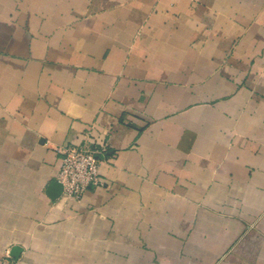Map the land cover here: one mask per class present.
Segmentation results:
<instances>
[{
  "label": "crops",
  "instance_id": "0c3cea01",
  "mask_svg": "<svg viewBox=\"0 0 264 264\" xmlns=\"http://www.w3.org/2000/svg\"><path fill=\"white\" fill-rule=\"evenodd\" d=\"M0 264H264V0H0Z\"/></svg>",
  "mask_w": 264,
  "mask_h": 264
},
{
  "label": "built area",
  "instance_id": "2783aa9c",
  "mask_svg": "<svg viewBox=\"0 0 264 264\" xmlns=\"http://www.w3.org/2000/svg\"><path fill=\"white\" fill-rule=\"evenodd\" d=\"M85 142L59 149L61 164L57 181L64 194L80 198L92 186H103L99 172L100 163L108 156V143L99 141L92 128L85 133Z\"/></svg>",
  "mask_w": 264,
  "mask_h": 264
},
{
  "label": "water",
  "instance_id": "95a60500",
  "mask_svg": "<svg viewBox=\"0 0 264 264\" xmlns=\"http://www.w3.org/2000/svg\"><path fill=\"white\" fill-rule=\"evenodd\" d=\"M51 187L55 192L53 196H56L57 194H59V192L62 191V189H63V186L60 183H54V184H52Z\"/></svg>",
  "mask_w": 264,
  "mask_h": 264
}]
</instances>
